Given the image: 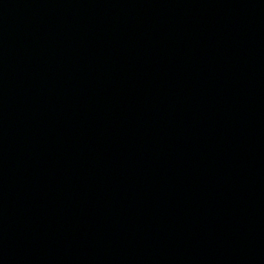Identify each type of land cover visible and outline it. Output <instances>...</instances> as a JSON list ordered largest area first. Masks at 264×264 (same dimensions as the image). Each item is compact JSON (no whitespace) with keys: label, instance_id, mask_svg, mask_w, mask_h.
<instances>
[{"label":"water","instance_id":"obj_1","mask_svg":"<svg viewBox=\"0 0 264 264\" xmlns=\"http://www.w3.org/2000/svg\"><path fill=\"white\" fill-rule=\"evenodd\" d=\"M0 264H264V0H0Z\"/></svg>","mask_w":264,"mask_h":264}]
</instances>
